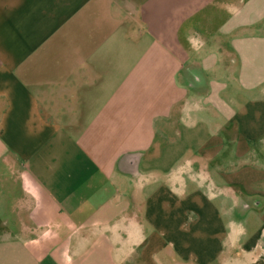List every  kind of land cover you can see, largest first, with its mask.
<instances>
[{"label":"crops","instance_id":"obj_1","mask_svg":"<svg viewBox=\"0 0 264 264\" xmlns=\"http://www.w3.org/2000/svg\"><path fill=\"white\" fill-rule=\"evenodd\" d=\"M0 264H264V0H0Z\"/></svg>","mask_w":264,"mask_h":264}]
</instances>
